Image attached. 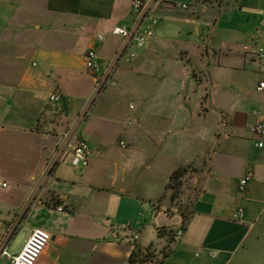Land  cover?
Listing matches in <instances>:
<instances>
[{"label": "crops", "instance_id": "obj_1", "mask_svg": "<svg viewBox=\"0 0 264 264\" xmlns=\"http://www.w3.org/2000/svg\"><path fill=\"white\" fill-rule=\"evenodd\" d=\"M142 1L149 3L153 14L177 11L176 3L195 7L193 3L200 2ZM130 3L131 0H90L85 5L84 0H46L45 9L46 14L71 13L92 17L100 23L123 20L128 25ZM23 7L32 8L33 3ZM5 9V14L0 13V97L6 96L7 106L21 102L33 106L34 112L26 115L25 121L0 123V240L10 225L19 220L18 230L25 228L23 245L35 229L51 236L36 264H128L134 245L141 250L149 249L155 256H165L163 264H264V147L257 148L249 133L255 122L264 125V101L256 106L260 112L254 115L248 111L246 101L237 100L235 107L220 110L224 117L220 121L215 117L209 130L208 125L197 127L190 123L192 115L179 110L184 99L162 100V106H174L180 114L158 116L148 131L138 133L141 141L138 146H133L136 134L127 133L131 150L124 157L121 170L115 165L109 169L111 181L108 188H103V182L95 177L96 173L101 176L103 165L90 159L79 169L71 166L77 117L72 123L69 121L76 107L71 105L66 110L63 106L64 112L57 109L61 114L55 120L53 107L50 113L46 111L47 104L41 110L35 107L40 89L50 84L59 89L60 76L51 81L48 73L44 79L40 74L22 70L12 80L18 60L12 52L28 32L24 25L27 12L24 10L13 23L10 18L13 6L6 5ZM237 13L239 17L233 27L246 44L234 48V44L224 43L217 51L209 54L205 50L204 56L200 55L206 82L213 91L209 93L212 106L217 105L213 98L218 92L228 96L230 91L239 89L241 93L246 74L255 76L253 90L264 96V90H256L259 83H264V61L257 56L259 47L264 46V0H241ZM13 24H17V33L16 28L10 29ZM115 27L110 28V35L117 39L116 47L106 57L101 56L105 37L101 44L95 41L101 34L88 41L87 49L94 45L102 60L109 59L122 43L112 34ZM245 45L247 51L243 50ZM154 46L155 39L145 49ZM143 50L138 54H144ZM43 57L48 55L43 53ZM52 67L57 74L69 70L59 63ZM91 81L94 82L92 77ZM171 84L178 88V79L171 80ZM145 112L138 118L139 123L146 118ZM41 116L43 120L38 126ZM162 122L175 124L178 131L172 137L162 138ZM66 159L69 163H63ZM63 164L69 166L61 167ZM140 169L154 170L161 179L157 183L146 177H131L132 172ZM178 169H193L197 174L194 185L182 191L179 205L175 206L166 187L170 175ZM248 171H252L253 179L239 193L238 183ZM66 186L72 187L70 194L65 193ZM57 207L63 211L58 212ZM237 208H242L243 213L234 220L232 215ZM122 225L127 231L111 230ZM160 229L175 233L182 230V235L175 234L169 241L166 235L162 238L158 235ZM133 233L139 235L135 242L130 241Z\"/></svg>", "mask_w": 264, "mask_h": 264}, {"label": "rangeland", "instance_id": "obj_2", "mask_svg": "<svg viewBox=\"0 0 264 264\" xmlns=\"http://www.w3.org/2000/svg\"><path fill=\"white\" fill-rule=\"evenodd\" d=\"M45 1L0 0L2 14L6 13V5L13 6L10 16L13 23L16 18H20L24 10L27 12L24 25L28 32H25L23 42H17V47L13 48L12 54L16 55L18 60L11 78L14 80L18 71L22 70L29 74H40L44 76V79H46L45 73H48L51 81L60 76L59 89L51 84L40 89L35 107L41 110L43 105L47 104V113H50L51 107L54 113H58L57 109L64 112L62 105L66 106V110L71 105L76 107L75 113L70 114L69 122L72 123L75 117H80V120L77 118L75 122V129L78 136L89 144L92 151L90 159L104 167L101 176L97 175L98 173L95 174V177L103 182V188H108L111 181L112 172L109 169L111 170L115 165L121 170L124 157L131 150L132 145L127 139V133H134L137 137L138 133L148 131L153 122L158 120V116L180 114L174 106H162V100L184 99L185 102L179 110L184 112L183 114L192 115L193 120L191 119L190 123L196 124L197 127L208 125L209 130H212L215 124V117L219 121L224 117L225 113L222 115L220 110L226 108L228 111L232 106L235 107L237 100L246 101L248 111L256 114L260 112L257 107L264 101V96L254 92L256 83L253 74L244 75L241 93L239 89H235L230 91L228 96H223L221 92L215 94L213 100L217 105L213 103L214 106H212L209 93L213 91L208 87L206 73L201 66L200 55L204 56L205 50L210 51V54L212 50L217 51L224 46V43L234 44L232 46L234 48L246 44L242 42L243 39H240L233 27L236 26V20L239 17L237 12L241 0H200L197 4L193 3L195 7H189L192 5L184 3L188 6L187 10L179 9L174 12L153 14L157 19V25L153 28L155 46L149 50H143L144 54H136L130 63L120 65L114 76L117 82L116 87H106L99 93H96L91 76L83 65V54L88 47V41L97 34H101L105 37L101 56L106 57L116 47L117 41L110 35V28L119 24L126 26V21L100 23L92 17H80L71 13L46 14ZM84 1L85 5L90 2V0ZM25 3H33V7L24 9ZM87 10H89L88 7ZM36 25L38 29L33 28ZM15 26L13 24L10 29L16 28ZM14 33H17V28ZM24 50L25 52L21 54ZM65 51L69 52L65 54ZM43 53H46L48 58L43 57ZM55 53H60L61 57L56 56ZM185 53L188 55L183 56ZM54 56L59 59L54 60ZM221 62L223 63L224 59ZM58 63L69 70H61L57 74L55 67L52 66L54 64L58 66ZM173 79H178V88L172 86ZM52 93H60L63 96V103H48V95ZM0 98V123L25 121L26 115L34 112L33 106L21 102L18 104L11 102L15 106H7L6 96ZM20 106H22L21 109ZM84 108H88V116L81 119ZM143 112L146 118L139 123L138 118ZM55 119L56 115H53V120ZM161 125L163 127L160 136L164 139L172 137L178 131L175 124L162 122ZM183 133L187 134L186 131ZM121 142L125 144V148L121 147ZM139 144L141 141L137 137L133 146ZM135 148L136 151L139 150ZM207 148L206 145L204 149ZM63 163H69L68 159ZM67 166L69 164L61 165V167ZM196 174L197 171L188 170L183 180V192L194 185ZM130 175L134 179L146 177L157 183L161 179L160 174H156L154 170L149 172L140 169ZM76 177L79 178L78 172ZM155 181L151 182V185L156 183ZM71 188L66 186L65 193L70 194ZM92 195L94 196L95 193ZM174 205L176 206L177 203ZM24 232L25 228H21L15 233L10 243V253L17 255L21 251L23 247L21 238ZM159 257L161 256H157V259Z\"/></svg>", "mask_w": 264, "mask_h": 264}, {"label": "built area", "instance_id": "obj_3", "mask_svg": "<svg viewBox=\"0 0 264 264\" xmlns=\"http://www.w3.org/2000/svg\"><path fill=\"white\" fill-rule=\"evenodd\" d=\"M160 0H152L153 3H158ZM149 3L142 0H131L130 14L131 21L128 25H119L113 29L112 34L122 40L120 47L114 51L112 56L107 60H102L94 45L90 46L83 55V65L89 75L94 79V88L96 93L101 92L106 87H116L117 82L115 75L120 65L130 63L136 57L139 51L146 48L148 43L154 38L153 28L157 25V19L154 18ZM177 9L187 10L188 6L181 4L176 6ZM264 27V24H263ZM96 43L101 44L104 42L103 35H97L95 38ZM244 51L248 50L247 46L243 47ZM257 56L260 60L264 61V48H259ZM256 90L261 92L264 90V83H259ZM50 104L63 103V96L60 93H52L47 98ZM65 105H62V107ZM132 109V106H130ZM256 115V113H253ZM88 116V108H84L81 114V119ZM80 120V117H77ZM249 133L255 138V145L257 148L264 147V125L260 122H255L249 127ZM68 136L69 131L65 132ZM71 166L79 169L86 165L92 157V151L86 140L80 138L76 133L73 138ZM122 148H125L123 142L120 143ZM253 179L252 171H248L240 179L237 190L243 193L247 184ZM4 187V185H3ZM58 212H62V207H57ZM243 213L242 208H237L232 218L237 220ZM19 221V220H18ZM15 225H10L7 232L0 240V261L5 264H36L41 254L51 241V236L48 232L42 229H35L31 232L28 239L24 242L21 251L17 255L9 252L10 243L19 228V222ZM112 231H127L125 226L111 228ZM182 235V230L176 232V237ZM139 238L138 233H133L130 237L131 242L137 241Z\"/></svg>", "mask_w": 264, "mask_h": 264}, {"label": "trees", "instance_id": "obj_4", "mask_svg": "<svg viewBox=\"0 0 264 264\" xmlns=\"http://www.w3.org/2000/svg\"><path fill=\"white\" fill-rule=\"evenodd\" d=\"M59 114L54 113L56 117ZM43 116L39 118L38 126H40V122L43 120ZM43 124L44 123H42V125ZM67 128L68 127H66L65 129L67 130ZM186 173H188V169H178L177 171H174L169 177V184L166 187V191L170 192V200L173 204L177 203V205H179L178 202L180 199V195L182 194V188H183V178L186 175ZM175 234L176 233L174 231L172 230L167 231L166 229H160L158 232V235L161 238L162 236L166 235L169 241L175 238ZM157 256H155L149 249L141 250L134 245L133 251L131 252L128 259V264H163V260L165 256L161 255V258L159 259H157Z\"/></svg>", "mask_w": 264, "mask_h": 264}]
</instances>
